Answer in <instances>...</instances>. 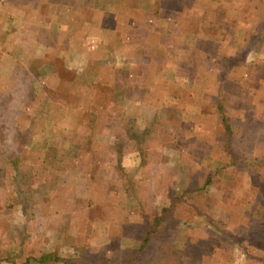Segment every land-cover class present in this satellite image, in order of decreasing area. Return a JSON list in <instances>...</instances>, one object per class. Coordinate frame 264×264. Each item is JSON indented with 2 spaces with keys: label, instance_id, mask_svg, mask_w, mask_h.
I'll return each instance as SVG.
<instances>
[{
  "label": "crops",
  "instance_id": "crops-1",
  "mask_svg": "<svg viewBox=\"0 0 264 264\" xmlns=\"http://www.w3.org/2000/svg\"><path fill=\"white\" fill-rule=\"evenodd\" d=\"M0 95L1 207L6 188L16 181L11 171L33 168L39 174L32 181L34 194L42 184L40 171L59 169L63 187L70 178L67 171L76 170V161L88 152L101 159L84 184L112 186L103 220L83 218L82 227L67 226L77 202L87 200L86 192L80 197L81 188L71 199L52 194L47 206L32 200V209L25 204L0 209V264H39L44 253L60 258L50 264H89L82 257L88 252L97 257L93 264H122L126 246L138 248V237L126 233L131 229L127 224L139 223V218L151 230V242L154 234L163 235L159 253L169 254L163 264H183L184 259L192 264H264L262 195L231 162L222 178L210 177L216 154L237 152L232 143L249 154L264 147L259 143L264 138V0H0ZM185 120L190 122L186 134L165 125L164 139L174 132L176 138L196 140L195 150L202 146L203 158L211 157L213 163L202 166L207 171L203 181L187 173V183L180 185L175 171L188 172L194 149L185 159L179 145L178 152L158 145L153 122ZM252 122L257 124L256 140L249 149L245 129ZM220 139L222 145L216 147ZM213 182L227 190L247 187L238 217L234 205L227 211L221 205H210V211L198 205L200 187ZM163 183L176 190L166 193L158 219L163 208L170 210L192 188L191 209L185 215L176 206L171 227L142 214L147 197L139 186ZM15 196L25 200L19 191ZM41 215L54 218L53 230L30 252L25 244L35 239L34 220ZM23 226L28 240L24 230L16 236ZM121 229L117 244L122 255L109 256V235ZM198 230L204 237L197 244L193 236ZM223 236L227 247L211 243V237L220 243ZM204 239L209 242L208 263L185 256L186 248L199 249ZM58 250L72 255L64 257Z\"/></svg>",
  "mask_w": 264,
  "mask_h": 264
},
{
  "label": "rangeland",
  "instance_id": "rangeland-1",
  "mask_svg": "<svg viewBox=\"0 0 264 264\" xmlns=\"http://www.w3.org/2000/svg\"><path fill=\"white\" fill-rule=\"evenodd\" d=\"M220 76V75H219ZM222 76V74H221ZM224 76V75H223ZM1 97V95H0ZM214 97V96H213ZM217 97L215 96L214 99H216ZM235 108V107H232ZM2 109H4V107H0V114L3 111ZM263 110V108H262ZM228 114L229 113V109L226 110ZM2 123H0L1 126ZM182 124V125H181ZM190 124V122H187L185 120V124L184 123H176L175 121L173 122H167L164 123L162 121H154L153 122V128L159 132H154L155 134V143H157L158 145L161 144H167V147H169V149H172L174 151L178 152V147L180 146V151L183 152V155L186 159V157L190 155L192 149L194 152V159H192V157L190 156V160L189 161V165H191L188 169V172H183L178 174V171H175V176L178 180V184L181 185V183H187V178H186V174L188 173V175H190L189 178H193V179H198L197 181H203V179L206 176V170L205 168H202L203 165H207L206 163H209V166H211V162L212 159L211 157L209 158H203V150H202V146H199L201 148V150L199 151L198 149L197 152L195 150V147L198 146V143H196V140L193 139H189V137L187 138L186 136H184V138H176L174 136V132H168L166 135L168 136V140L166 141V139H164L165 134H164V130H165V125L168 126V128H177L180 127L178 130V133H180L181 130L185 131L190 129V126L188 125ZM226 126V130H230V127L228 124L230 123H223ZM257 124L255 122L249 123V126L246 125L247 128L245 129V136L247 139V142H249V149H251V145L255 142V129L254 127ZM264 127V125H263ZM239 129V128H238ZM237 129V130H238ZM159 135L156 136V135ZM186 134V133H185ZM184 134V135H185ZM174 136V137H173ZM251 136V137H250ZM161 137V138H160ZM170 137V138H169ZM165 141H162V140ZM246 139H244L243 141L246 143ZM26 140V139H25ZM237 141H239V139H237ZM223 139L219 140V144H215L216 147H219L222 145ZM232 142H234V139L232 140ZM230 142V143H232ZM259 143H264V138L261 139V142ZM258 143V144H259ZM163 144V145H164ZM248 144V143H247ZM179 145V146H177ZM190 145V147H188ZM192 146V147H191ZM253 146V145H252ZM231 147L233 148L234 151H237L235 153L232 154H216L215 158H217V160H214L215 163V170H214V174L211 175L210 177L214 178L213 180L215 181L216 178L220 179L223 177V168H226V165L228 162L232 163V167L235 170L239 169L241 170V172L245 171V176H248L250 178L251 181V185L252 187L256 188L257 191L259 192V194L262 195L263 197V201H264V147H259L257 148V153L254 154H249L250 152L248 151L247 153L244 152H240V145L237 142H234L231 144ZM247 147V146H246ZM242 148V147H241ZM243 149V148H242ZM248 149V150H249ZM262 149V150H261ZM244 151H246L245 149H243ZM181 155V154H180ZM30 154L25 155L24 158L28 161ZM203 158V159H202ZM101 159V156H99V154H92L91 152L88 153H84L83 155H81L80 160L76 161L77 164V169L72 170V171H67L69 178V181L67 182V184L65 186L62 187V184L59 185L58 182L60 181V179H62L58 174L59 173V169L55 170H48V169H43L40 171V177H41V183L38 187H36V189L34 190V194L31 191L32 189V181L34 180V178H38L39 174L34 172L35 170H33V168H28V165H23L20 166L18 173L16 174V171H11L12 176H13V180H16L14 182H11V186L6 188V193H7V197H6V202L3 204V206H0V209H4V210H10L14 208V205L17 204L19 205H24L25 204V208L28 209L30 207V209H32V207L30 206L31 201L32 200H36L37 203L39 204H43L44 206H47L48 203L50 202L51 198H52V194L53 195H57L59 198H61L62 196H65V194L71 199V198H75L76 193L80 192V188H81V196L83 197L82 194L86 192V199L84 201H78L77 204L75 205V210L76 213L74 214V218L69 219V222L67 221V226L68 225H72L75 228H77V226H83L84 223L82 221V219L84 218L85 220H89L90 218L92 219H97V220H103L104 217V210L106 212V206H108V201L109 199H111V190H112V186L111 185H105L102 186V184L99 185V183L97 184L96 181H92L90 185H86L84 184L83 180L84 178L86 179V177H88L89 175H91V173L96 172V169H93V165H97L99 160ZM201 160V161H200ZM196 161V162H195ZM199 161V162H198ZM193 163V164H192ZM206 166V167H209ZM199 167H201V169H199ZM236 168V169H235ZM197 169V170H196ZM55 173L56 176L51 175V173ZM162 173H164V171H162ZM167 173V172H166ZM169 175H171V171H168ZM225 173V172H224ZM238 173V172H237ZM45 174V175H44ZM17 176V178H16ZM176 178H173L174 181ZM58 179V180H57ZM56 180V182L53 184V181ZM244 180V179H243ZM44 181V183H43ZM50 181V185L47 184V182ZM82 181V182H81ZM212 182V180H211ZM81 183H82V187H81ZM74 185V186H73ZM221 185V184H220ZM179 186V185H178ZM124 187V185H123ZM222 186L217 185V182H213V185L207 186V187H200L202 188V192H200V196L195 197L196 200L199 201V197L201 198L200 202L198 203V205L202 206V208H207L208 210L210 208V205H213L214 207H218V205H221L222 208L229 210V208L231 206H235V217H238L239 212L242 210V205H245V199L244 197H242L243 193L246 194V191L248 190L246 186H244V188L239 189V188H234L233 190H227L225 189L226 185H224L222 188ZM229 188L234 187L229 185ZM181 187H177L178 192L181 191ZM190 189H192L190 187ZM187 190L185 189L183 194H181V198L178 201H176L175 203H173V206H171L170 210H167L166 208H163L161 212L164 211V215L159 218L160 221L162 222V224L165 226H173L174 222H175V212H176V206L178 207V209L180 210V212H183V214H187V212H189V210L191 209V204H193L191 202L192 196H191V190ZM78 190V191H77ZM171 190H176V186H171L168 183H163L161 187H157L156 185H142L139 186V193L141 192V194L145 195L147 197V203L146 201L144 202V206L145 208L142 211V214L145 213L147 214V217H154V219H158V213H160L161 210V206L163 200L166 198V193H170ZM16 191H19L20 193V200L25 199L24 201L20 202L19 200H16V196L15 193ZM3 193V191H2ZM168 193V194H169ZM148 194V195H147ZM171 194H173V192H171ZM169 196V195H168ZM245 196V195H244ZM100 200L99 203H96V200ZM30 200V202H29ZM87 203V204H86ZM165 203V202H164ZM244 203V204H243ZM86 204V205H85ZM29 205V206H28ZM74 205V203H73ZM142 205V206H143ZM228 207V209H227ZM165 210H167V213L165 212ZM210 211V210H209ZM220 212L221 216H225V212L218 211ZM49 215L52 216L50 213L51 211H48ZM141 222L139 223H130L127 224L128 227H130L129 231L127 229V231L129 233H126L130 236H134V237H138L139 241L140 238L142 236H144V232L146 231V223L145 220H142V218H139ZM159 219H158V223H159ZM64 220H66V218H64ZM84 220V221H85ZM35 225H34V232L32 233L34 236V240L32 241H27L26 248L30 249V252H32L33 247H35L36 243L41 242L43 238L48 239L50 237V235L48 234L49 231H51L50 229L53 230V228L51 227L52 223H54V218H50L47 217V215L45 216H40L39 219H35ZM238 222V221H236ZM65 224V223H64ZM50 227V228H49ZM207 227V226H206ZM49 228V230H48ZM58 226H56L54 229L57 230ZM24 230V232H23ZM118 230V228L116 229ZM199 231L198 235L193 236L195 238V240L197 241L196 243L198 244L202 237H204V234L202 232ZM24 233V239L28 240L27 237L30 236V234L27 233L26 228L19 229V231H17V235H20L21 233ZM123 229H121V232L119 233H115V234H111L109 235L108 238V244L107 245V249L110 250V254H113L114 257H119L118 255H122V253L119 252L118 250V241L120 239H122L123 236ZM151 235V234H150ZM161 235V234H160ZM159 234H154V240L153 242H151V236L148 238L147 242H146V249L144 250V253L140 256L139 259H136L134 261L133 264H159V263H164L167 262L168 258H169V254H166L168 256H164L162 254H160V241H162L161 239V235ZM81 236V235H80ZM160 236V238H159ZM206 236V235H205ZM58 239V237H55ZM53 238V239H55ZM38 239H41V241H37ZM220 239V238H219ZM84 240V239H83ZM194 240V239H193ZM199 240V241H198ZM206 240H210V238L206 239ZM205 239L201 242L200 244V248L196 249L193 247H190L189 249L186 248L184 251V254L186 257H194V258H205V260L207 259V253L209 252L208 250V243L209 242H205ZM123 241V240H122ZM0 242H4L2 240H0ZM128 240H125V243H127ZM29 243V244H28ZM132 243V242H131ZM148 243V244H147ZM162 243V242H161ZM211 243L213 245H218L220 247L222 246H226L228 245V240L226 239V237L223 236V239L221 240V242L219 243L218 240H215V238L212 239L211 237ZM131 245V244H129ZM137 246V244H136ZM105 248V247H104ZM134 248V247H133ZM133 248L128 249V247L126 246V253H123V258H126L125 261L127 260L128 257H132V255L135 254L136 251L133 250ZM137 248V247H135ZM60 252L61 255H63L64 257H69V255H72L71 252L65 251V250H58ZM220 252H222V257L224 255V252L222 249H220ZM56 253H58L56 251ZM92 253V252H91ZM87 253L86 255L82 256L84 257L87 261L92 262L94 261L92 255H94L93 253ZM99 254H102V250H100ZM91 257H88V256ZM162 257H165L162 258ZM70 259V258H69ZM123 260H120V262H122ZM207 261V260H206ZM171 262L170 260L168 261V263ZM192 259H184L183 264H192ZM202 263V262H201ZM208 263V261H207ZM131 264V263H130ZM194 264H196V262L194 261ZM203 264H206L205 262Z\"/></svg>",
  "mask_w": 264,
  "mask_h": 264
},
{
  "label": "trees",
  "instance_id": "trees-1",
  "mask_svg": "<svg viewBox=\"0 0 264 264\" xmlns=\"http://www.w3.org/2000/svg\"><path fill=\"white\" fill-rule=\"evenodd\" d=\"M263 192H264V190H263ZM156 222H158V219H156ZM147 228H148V226H146V231L144 232V236H142L140 238V242H139V245H138V248H137L135 254L132 257L127 258V260L124 263H122V264H130V263L133 264L134 261L136 259H139L140 256L144 253V250L146 249V242H147V240H148V238L150 237V234H151V230H147ZM88 257H91V256L89 255ZM92 257H93V259L95 258L94 261L97 260L96 259L97 257L95 255H92ZM58 260H60V258L56 254H54V253H44L37 259V262L39 264H50V263L58 261ZM70 264H76V263H74L72 261V262H70ZM89 264H93V261L90 262Z\"/></svg>",
  "mask_w": 264,
  "mask_h": 264
}]
</instances>
